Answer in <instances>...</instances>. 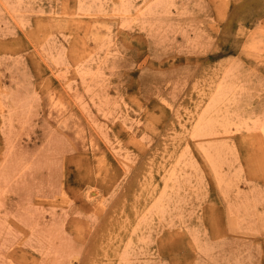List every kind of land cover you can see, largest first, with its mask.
I'll return each instance as SVG.
<instances>
[{"label":"rangeland","instance_id":"1","mask_svg":"<svg viewBox=\"0 0 264 264\" xmlns=\"http://www.w3.org/2000/svg\"><path fill=\"white\" fill-rule=\"evenodd\" d=\"M120 1L0 0V264H264V0Z\"/></svg>","mask_w":264,"mask_h":264},{"label":"bare ground","instance_id":"2","mask_svg":"<svg viewBox=\"0 0 264 264\" xmlns=\"http://www.w3.org/2000/svg\"><path fill=\"white\" fill-rule=\"evenodd\" d=\"M127 0H121L120 1V8L118 9L119 12H126L127 9ZM153 5L148 4L147 8L149 10V14L150 12H153L157 9H162L167 11V8L172 4V0H154V2L152 1ZM82 6V4H81ZM81 8V7H80ZM80 8L78 10H80ZM89 12V11H87ZM121 12V13H122ZM142 12V11H141ZM139 13V12H138ZM156 13V11H155ZM164 13V11L162 12V14ZM127 14V13H126ZM161 14V13H160ZM137 15V14H136ZM164 15V14H163ZM160 16V15H159ZM225 79V78H224ZM223 82H225V84H222V80L221 82H219L218 86H216L217 88L215 89L214 92H212V94L209 95V100L207 105L205 106V108L201 111V113L198 115L197 120L193 126L191 135L192 136H211L217 133V129L215 126L212 125V118L211 115H213L214 113H217V105L219 102H222L225 98V96H227L226 94H228L230 92V89L232 90L233 87L229 88L228 91V86H226L227 82L224 80ZM229 84V83H228ZM228 91V92H227ZM215 119V118H214ZM224 120V119H223ZM228 120V119H227ZM259 121V120H258ZM258 121H254V126L259 127L263 132H264V122L262 121L261 123ZM226 122V121H225ZM229 121H227L228 123ZM218 123V122H216ZM220 123V122H219ZM253 126V127H254ZM221 127H223V130H227L226 123L222 124ZM256 128V127H255ZM224 132V131H223ZM8 151V150H7ZM10 153H12V151H10ZM14 153V152H13ZM205 156V155H204ZM208 156V154H207ZM216 156V157H215ZM213 155L210 156L209 154V160H210V164L212 165V167L214 168V170L217 169V166L219 164V160H218V155ZM207 159V160H208ZM11 164V163H10ZM15 168V167H14ZM173 170V169H172ZM6 171V170H4ZM217 172V170H216ZM6 173V172H5ZM12 173V171H11ZM173 176V174H172ZM217 176H219V172L217 174ZM8 177V176H7ZM171 177V175L169 176ZM221 177V176H220ZM7 179V178H6ZM9 180V179H8ZM6 181V180H5ZM3 181V182H5ZM8 182V181H7Z\"/></svg>","mask_w":264,"mask_h":264}]
</instances>
